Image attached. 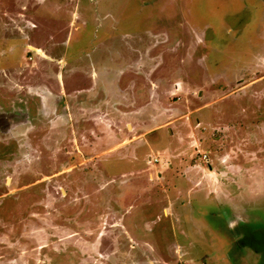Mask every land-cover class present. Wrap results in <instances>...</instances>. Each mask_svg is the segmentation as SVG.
Masks as SVG:
<instances>
[{"label": "rangeland", "instance_id": "rangeland-1", "mask_svg": "<svg viewBox=\"0 0 264 264\" xmlns=\"http://www.w3.org/2000/svg\"><path fill=\"white\" fill-rule=\"evenodd\" d=\"M0 264H264V0H0Z\"/></svg>", "mask_w": 264, "mask_h": 264}]
</instances>
